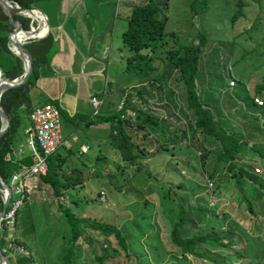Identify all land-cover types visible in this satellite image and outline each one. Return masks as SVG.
I'll list each match as a JSON object with an SVG mask.
<instances>
[{"label": "rangeland", "instance_id": "obj_1", "mask_svg": "<svg viewBox=\"0 0 264 264\" xmlns=\"http://www.w3.org/2000/svg\"><path fill=\"white\" fill-rule=\"evenodd\" d=\"M119 1L114 8V14L117 17L114 16L116 27L112 29V32L114 38L118 36V42L113 46V51L117 48L116 53H118L125 49L124 58L128 50L127 47L120 45L121 41L119 43V26L123 28L125 25L126 21L121 15L126 7L131 8L133 5L150 1L158 7L157 15L164 14L166 17L161 39L155 41L152 46V54L154 53L152 63L157 70H162L161 75L157 79L151 80L142 79L131 71L123 73L124 68L121 71L122 76H131L121 90L124 94L128 92L127 97L123 100V106L126 103L128 106L140 105L148 110L153 117H156L157 121H141L137 124L133 118L125 121L126 131L130 134L133 143L137 147L143 146L142 154L136 160L138 168L134 169L127 160H121L115 154L109 155V158L107 155L102 156L100 160L104 162V166L98 164L100 172L96 174L97 176H93L91 171H87L84 173L86 177L84 184L69 191L80 206L72 207L73 203L67 196L62 197L63 201L76 214L84 213L100 220L112 221L117 225L124 220H133L134 213L139 210L142 212V216L146 218L150 216L149 220L152 223V227L148 228L138 222L137 237L153 264H198L197 257L180 256L177 250L171 248L170 242L166 241L168 237H166L165 229H168L170 223L178 216L176 210H174V214H171L162 209L160 202L162 199L158 200V195H162L165 185L169 184L172 192L171 205H176L178 200L181 202L184 216L188 218L187 223L192 220L196 228L209 234V227H205V225L211 222L212 217L205 213L203 217H200L195 210L204 201L209 206L213 205L218 214H226L222 227L226 228L229 224V229L236 232L240 246L242 244L238 250L242 249L250 254H258L260 264H264V249L261 241L264 235L263 237L260 235L262 232L264 233V199L258 202L251 198L252 209L251 211L246 209L240 196L242 190L238 184L241 183L226 167V160L216 156L221 148L218 141L199 129L192 133L201 138L208 148L204 163L201 165L197 151L193 148L190 150L184 147L176 148L168 141L163 140L171 132L183 129L186 133L179 143H186L189 137L193 136H190V131L193 128L194 120L192 108L186 105L184 85L179 78V71L168 60L166 50L179 45H187L190 42L196 43L199 34H203L204 40L199 45V58L194 73L196 93L200 100L207 104L206 106L214 110L215 118L218 119L221 127L238 131L240 136L248 141L256 139L257 142H264V104L254 105L250 102L253 83L260 81L261 76H264L262 18L264 16V0H241L240 5L237 0ZM161 2L162 5L159 6L158 4ZM258 5L260 9H258ZM233 13L235 16L231 19ZM256 14L259 15L257 23L255 22L256 26L248 28L250 20ZM142 50L144 51L145 48ZM118 58L119 55H116V59H111L107 64L111 81H113L115 73L118 74L115 72ZM154 73L155 70L152 74ZM229 79H233V85L229 86ZM121 92L118 99L122 95ZM117 101H114L116 103L112 107L104 109H116ZM129 109L125 108L124 112ZM62 113L64 114V112ZM63 114H60L61 124L66 122ZM253 115H256V119L252 118ZM98 120L103 121L104 118ZM107 125L106 123V130ZM80 127L83 128V125ZM22 137L20 135L21 140L18 143L26 146ZM56 151L62 154V146H59ZM87 152L89 153V149ZM237 160L248 163L252 168L257 166L258 171L255 172L264 180V157L250 158L247 161L241 160V158H237ZM115 164H122V166L118 167ZM64 168L65 163H62L61 169ZM161 181L164 185L159 187L158 184ZM100 183L109 187L111 185L109 191L103 187V199H100L96 194ZM209 184L213 186L211 192L207 190ZM115 185H119V187ZM208 193L215 196L213 203L208 202L209 197L206 195ZM13 196H18V194ZM143 198H146L151 204L143 206ZM32 199L33 201L23 199L16 210L18 219L23 217L22 223L27 229L26 236L21 237L24 240L22 243L24 245H21L26 249L27 254L34 255L37 264H58L62 245L60 231L64 227L65 220L59 217L60 212L53 199L49 197L47 199L42 191L36 190ZM3 227V225L0 226V230ZM13 230L12 228L10 232L12 238L15 237ZM224 240H226L225 237L222 241ZM75 242L77 247L72 254L71 264H95L97 261L94 254L102 253L104 258L101 264H111L114 261L119 264H135L131 256H124L121 250L116 255L110 256L109 245L116 244L111 236L102 241L101 237L97 235L90 241V245H85L79 240ZM197 250L205 251L209 257L207 264H212L211 261L222 264L229 263L231 249L226 246L203 243ZM2 252L7 256L9 264H14L12 255L6 249ZM235 262L236 264H246L244 259L238 257L232 258L229 264H235Z\"/></svg>", "mask_w": 264, "mask_h": 264}, {"label": "trees", "instance_id": "obj_2", "mask_svg": "<svg viewBox=\"0 0 264 264\" xmlns=\"http://www.w3.org/2000/svg\"><path fill=\"white\" fill-rule=\"evenodd\" d=\"M15 1L21 7H28L30 2L33 0ZM237 2L240 5V2L242 1L237 0ZM163 4H165L164 1ZM158 5H162V2ZM258 9H260L259 5ZM158 12V7L150 1L133 5L125 18V27L120 32L121 41L128 50L125 57L124 69L136 73L142 79L155 80L162 72L161 69L157 70L156 66L152 63L154 56V53L152 54V46L155 44V41L161 39L166 18L164 14L157 15ZM234 16L235 13L231 15V19H233ZM258 17L259 15L256 14L250 20L248 28L256 26ZM262 18L264 26V16ZM27 26L28 18L26 16H20L19 14L7 11L0 5L1 76L12 78L21 72L20 60L16 56L12 55L7 48V38L13 28H26ZM198 37L199 38L196 43L190 42L187 45H179L176 48L166 50L168 60L171 61V63L179 71V78L182 80L184 85L186 105L192 108L194 120L190 136H193L191 138L189 137L186 143H179L180 139L186 133V131L180 129L178 132H171L170 135L164 137L163 140L168 141V143L172 144V146L176 148L184 147L187 150L193 148L197 151V157L202 165L208 148L203 143L201 138H198L192 133L196 131V129H199L207 135L214 137L221 146L216 156L220 159L226 160V167L228 170H231V173L237 177L236 180L241 183L238 184L241 186L242 190L240 196L245 203L246 209L251 211V198L256 199L258 202H261L264 199V180L260 175L253 171L252 167L248 163L241 162L240 160H237V158L247 161L250 158L256 159L257 157H264V142H257L256 139L248 141L240 136L238 131L221 127L218 123V119L215 118L214 110L211 107L206 106L207 104L200 100L198 94L196 93L194 73L197 69L199 58V45L204 40V36L203 34H199ZM47 40L48 37L43 38V42H47ZM24 45L32 58L30 72L22 83L9 86L0 93V105L9 118L6 129L0 135V175L6 182L8 181L10 174L20 167L21 162L28 164L30 161L28 152L21 156H16L13 153L14 151L11 152L14 128L17 124H19L23 117L19 111L26 110L28 112V110L33 106L27 107L29 103L27 88L28 85L32 84L37 78V67L42 58L41 55H35L34 53L36 50L33 46L36 45L31 43H25ZM48 45L49 43L45 44V49ZM142 48H145V50L143 51ZM154 70L155 73L152 74ZM261 77L262 79L260 81H255L253 83V91L250 98V102L252 104H254L252 98L255 96H257L261 100L262 104H264V76L262 75ZM121 93L122 95L124 94L123 92ZM127 95L128 92H126L124 96L127 97ZM126 101L128 100L126 99ZM125 108H130L129 110H132L133 115L126 114L121 116V113H124ZM129 116L133 117L136 124L141 123V121H157L156 117H153L148 110H145L140 105L128 106V103L122 106L119 110H116L115 108L106 110L103 109V111L99 110L93 118L103 117L107 121V131L109 135L107 136L108 142L111 144L113 149H116L121 160H127V162L130 165H133L132 167L136 169L139 167V165L136 164V160L142 154L143 146L139 145L137 147L136 144L133 143L130 134L126 131L125 121H129ZM252 118L256 119V115H253ZM87 123L88 122H86V124ZM54 155L57 154L53 153L51 157H47L48 168L45 174L39 176L43 181L48 183L46 184L49 187L47 192L48 197L53 199L55 202L56 208H58L60 212L59 217L65 220L63 222L64 227L62 231H60L62 245L58 264H71L72 254L75 252L77 247V245H75L76 240H79L85 245H90V241H92L97 235L101 237L102 241L110 236L115 240V245H109L111 257L116 255L117 252L121 250L124 256H131V258L135 261V264H153L150 261L146 250L143 248V245L139 241V237H137L139 232L138 222L146 225L148 228L152 227V223L149 220L150 216L146 218L145 216H142L141 211L137 210V212L134 213L133 220H124L121 224L117 225L109 220H100L84 213L77 212L78 214H76L71 211L66 205V202L63 201L64 199L62 197L64 191L69 187H75L77 189V186L81 185L84 178L82 176L81 169L78 167H71V170L67 174L64 173L61 169V164L65 163V166H67L68 163L65 160V156L59 153V159L56 161ZM116 165H118V167L122 166V164H115V166ZM208 174H210V172H208ZM163 185L162 181L158 184L159 187ZM100 186L101 188L105 187L108 191L111 189V185L109 187L106 184L100 183ZM115 186L119 187V185ZM98 189L96 192L97 195L99 193ZM162 193V195H158V200H160V198L162 199L160 200L162 209L171 214H174V210H176L178 215H176L177 219L170 223L171 225L168 226V229H165V232L167 233L166 237H168L166 241L170 242L171 248L177 250L180 256L186 257L187 255H192L197 257L198 264H207L209 262V257L206 255L205 251L197 250V248L199 246L201 247L203 243H207L216 246L223 245L224 247L226 246L231 249L229 263L232 258L238 257L239 259H244L246 264H260V256L258 254H250V252L242 249L240 251L238 250L241 248L242 244L240 246L239 239L236 237V232L229 229V224H227L226 228L222 227V224L225 222L226 214H218L215 211V207L213 205H207V202L205 201L201 205H198L199 208H196L195 212L200 217H203L204 213L212 217L211 222H208V224L205 225V227H209L210 231L209 234H206L201 231L200 228H196L192 220H189L187 223L188 218L184 216V210L179 200L176 202V205H171L172 192L169 184L165 185ZM70 199L73 203L71 205L72 207L74 205L80 206L74 196ZM96 199L98 200L97 197ZM142 204L143 206H146L151 204V202L146 200V198H143ZM22 218L23 217H20V219H18L15 212L13 227L15 237H13V241H16L19 244L24 243V240H22L21 237L26 236L27 234V229L23 226ZM0 226H2V223ZM260 235L263 237L264 233L262 232ZM224 237L226 240L222 241ZM261 241L263 243L262 248L264 249V238H262ZM4 242V238L0 236V246H2ZM94 257L97 261L95 264H101L104 254H94ZM13 260L14 264H26L28 262L37 264L32 253L31 255L13 256ZM211 263L222 264L221 262L217 263L216 261H211ZM111 264H119V262L114 261Z\"/></svg>", "mask_w": 264, "mask_h": 264}, {"label": "crops", "instance_id": "obj_3", "mask_svg": "<svg viewBox=\"0 0 264 264\" xmlns=\"http://www.w3.org/2000/svg\"><path fill=\"white\" fill-rule=\"evenodd\" d=\"M118 1L33 0L29 4L36 9L37 14L44 17L46 33L42 37L29 38L25 42L36 45L33 46L36 50L34 51L35 55L42 56L37 67L38 76L27 88L29 99L27 107L49 100L57 105L60 114L64 112L66 122L61 124V131L68 143L61 146L62 154L68 164L62 171L67 174L71 167H78L81 169L84 181L86 180L84 173L87 171H91L93 176H97V172H100L98 164L104 166V162L100 160L102 156L107 155L109 158V155L115 154L119 157L116 149H113L106 138L108 135L105 129L107 121L105 119L98 120L99 118L94 119V116L90 115L89 102V98L95 96L100 100L99 110L112 107L116 103L114 101H117L119 93L125 87L123 85L127 84L131 78V76H122L127 70L124 69L123 73L121 72L125 66L123 57L125 49L118 53H116L117 48L113 51V46L118 42V36L114 38L112 32V29L116 27L115 17L117 16L114 14V8ZM10 2L18 4L15 0H10ZM129 10L130 8L126 7L122 13L121 16L124 19ZM16 14L26 16L28 24L30 22L35 24L28 15ZM119 28L121 32L123 28L120 26ZM45 37H48L47 42H43ZM120 41L119 35V43ZM46 43L49 45L45 49ZM120 45L125 46L122 41ZM7 48L12 55L20 60L22 71L21 59L11 50L8 43ZM116 55H119L115 71L118 74L115 73V77L111 81L107 64L111 59H116ZM19 112L23 117L14 128L11 148V152L14 151L16 156L24 155L27 152V147L18 143L21 140L20 135H22L26 145L24 128L28 124L27 111ZM86 122L88 123L86 124ZM81 125L83 128L80 127ZM16 148H21V150ZM56 150L53 153L57 154L54 155L57 161L60 155ZM52 154L49 156L51 157ZM39 177L37 188L29 193L25 200L33 201L32 198H34L36 190L42 191L48 199L49 187L46 185L48 183ZM84 181L81 184H84ZM99 187L101 186L99 185ZM73 189L75 188H67L63 197L72 198L74 195L69 191ZM10 232L11 230L6 227L0 230V236L4 238V241L11 237Z\"/></svg>", "mask_w": 264, "mask_h": 264}, {"label": "built area", "instance_id": "obj_4", "mask_svg": "<svg viewBox=\"0 0 264 264\" xmlns=\"http://www.w3.org/2000/svg\"><path fill=\"white\" fill-rule=\"evenodd\" d=\"M41 34V33H40ZM233 79H229L228 84L233 85ZM125 94L121 95L116 104V110L123 106ZM256 104H261V100L253 97ZM90 115L95 116L99 112L100 100L95 96L89 98ZM124 114L133 115L132 110H126ZM133 118L132 116H129ZM28 124L25 126L26 146L29 155V163L21 162L20 167L14 170L7 181L9 187V196L2 215L0 216V224L10 230L14 225V217L17 208L25 197L37 188L39 175L45 174L47 166V157L52 154L59 146L67 144V140L61 131L60 112L54 103L45 101L33 105L27 112ZM74 137V136H72ZM21 150V148H16ZM253 171H258V167L254 166ZM6 182V181H5ZM210 185V186H209ZM209 192H211L212 184H209ZM18 194V196H13ZM6 195V190L0 185V204L2 198ZM208 202L213 203L215 196L207 194ZM99 198H104V190L99 189ZM6 249L11 255H27L26 249L12 237H8L4 244L0 247L3 251ZM26 264H32L30 262ZM236 264V262H235Z\"/></svg>", "mask_w": 264, "mask_h": 264}, {"label": "water", "instance_id": "obj_5", "mask_svg": "<svg viewBox=\"0 0 264 264\" xmlns=\"http://www.w3.org/2000/svg\"><path fill=\"white\" fill-rule=\"evenodd\" d=\"M0 5L7 11H11L14 13H20V14H24V15H28L31 20H34L35 24H32L31 22L29 23L28 28H13L12 32L9 34L8 38H7V43L9 45V43H13L17 49L20 50L21 53L25 54L26 57V63L24 65V63L22 62V71L20 74H18L17 76H14L12 78H8V77H4L0 75V93L6 89L9 86H14L17 85L19 83H22L28 76L30 69H31V55L29 53V51L27 50V48L25 47L24 43L26 42V40H18L14 38V34L16 33H20V35H27L30 34L32 32H37L38 30H40L41 28L43 29V32L41 34H35L34 36L30 37V38H39L45 35L46 33V26H45V22L43 21V16L39 15L35 12V8L28 6V7H21L15 3L12 4V2H10V0H0ZM19 57V56H18ZM9 122V118L7 116V114L5 113V111L3 110V108L0 105V135L4 132V130L6 129L7 125ZM0 185L3 186L6 190V195L4 198H2V203H1V208H0V216L3 213V210L5 208V205L7 203L8 200V196H9V187L7 182H5L3 180V178L0 175ZM0 264H9V261L7 259V256H5L1 250H0Z\"/></svg>", "mask_w": 264, "mask_h": 264}, {"label": "bare ground", "instance_id": "obj_6", "mask_svg": "<svg viewBox=\"0 0 264 264\" xmlns=\"http://www.w3.org/2000/svg\"><path fill=\"white\" fill-rule=\"evenodd\" d=\"M42 32H43V29L41 28L40 30H38L37 32H34V33H32V34H27V35L23 34V35H20V33H16V34H14L13 36H14L15 39L18 38V40H26V39H28V38L34 36L35 34L38 35V34H40V33H42ZM9 47L11 48V50H12L17 56H19V58L21 59V61H22V62L24 63V65H25V63H26V57H25V54H24V53H21L20 50L17 49L16 46H15L13 43H11V42L9 43Z\"/></svg>", "mask_w": 264, "mask_h": 264}, {"label": "clouds", "instance_id": "obj_7", "mask_svg": "<svg viewBox=\"0 0 264 264\" xmlns=\"http://www.w3.org/2000/svg\"><path fill=\"white\" fill-rule=\"evenodd\" d=\"M12 4H13V3H12ZM15 4H16V3H15ZM17 5H18V4H17ZM28 26H29V24H28ZM28 26H27L26 28H28ZM28 39H29V38H28ZM28 39H27V40H28ZM255 97H257V96H255ZM257 98H258V97H257ZM252 99H253V98H252ZM258 99H259V98H258ZM259 100H260V99H259ZM253 101H254V100H253ZM254 104H256V103L254 102ZM261 104H262V102H261ZM256 105H259V104H256ZM47 166H48V164H47ZM252 169H253V168H252ZM254 172H255V171H254ZM99 189H103V188L100 187ZM99 189H98V190H99ZM206 195H207V194H206ZM98 196H99V193H98ZM98 200H99V198H98ZM0 247H1V246H0ZM1 252H2V251H1ZM2 253H3V252H2ZM4 255H5V254H4ZM5 256H6V255H5Z\"/></svg>", "mask_w": 264, "mask_h": 264}]
</instances>
